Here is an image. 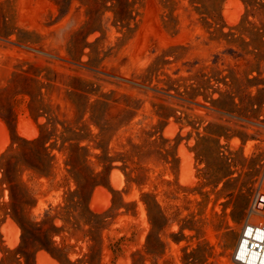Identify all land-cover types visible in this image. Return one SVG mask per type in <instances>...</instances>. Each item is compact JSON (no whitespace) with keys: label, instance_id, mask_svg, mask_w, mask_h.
Wrapping results in <instances>:
<instances>
[{"label":"rangeland","instance_id":"rangeland-1","mask_svg":"<svg viewBox=\"0 0 264 264\" xmlns=\"http://www.w3.org/2000/svg\"><path fill=\"white\" fill-rule=\"evenodd\" d=\"M137 8L83 29L80 0H0V264H239L264 193V7L252 36L244 0L222 28L191 0Z\"/></svg>","mask_w":264,"mask_h":264},{"label":"trees","instance_id":"trees-1","mask_svg":"<svg viewBox=\"0 0 264 264\" xmlns=\"http://www.w3.org/2000/svg\"><path fill=\"white\" fill-rule=\"evenodd\" d=\"M73 0H56L57 4L64 8L67 4L70 5ZM87 8V16L88 20L85 24L84 28H90L95 23L101 20V16L108 10L113 13V17L116 23H120L123 26H130L132 21H135L139 11L137 8V3L140 0H80ZM226 0H191V3L199 10L201 14H205L206 17H210L214 20L215 26H220L221 28L224 24H221L222 21V5ZM263 0H244L247 8V12L243 17L240 25L239 30L244 34L248 35H256L260 32V27L256 26L251 20H249V15L251 13H255L256 11L261 10L264 7ZM110 3V4H109ZM166 5V3H165ZM216 30H219V27H216ZM82 32V31H81ZM226 37L230 36L231 34H226L223 32ZM234 35V34H232ZM262 36L264 37V29ZM228 42H233L232 38H227ZM253 42V41H252ZM249 46L252 45L251 43L248 44ZM72 53V52H71ZM25 143H39L42 142L41 138L35 139L33 141L24 140ZM48 140L43 142V147L45 150L48 149L47 146ZM65 147L63 144L62 148ZM7 153H4L0 159L1 165H6ZM98 176L94 170L91 171L90 175L85 179V184L80 181V179L73 174L74 179L78 184V189L73 194H82L85 189L86 185H92V188H95L100 182L98 181ZM69 200V198H68Z\"/></svg>","mask_w":264,"mask_h":264},{"label":"built area","instance_id":"built-area-1","mask_svg":"<svg viewBox=\"0 0 264 264\" xmlns=\"http://www.w3.org/2000/svg\"><path fill=\"white\" fill-rule=\"evenodd\" d=\"M252 217L258 219L252 220ZM232 258L239 264H264V193L261 191L252 198Z\"/></svg>","mask_w":264,"mask_h":264},{"label":"bare ground","instance_id":"bare-ground-1","mask_svg":"<svg viewBox=\"0 0 264 264\" xmlns=\"http://www.w3.org/2000/svg\"><path fill=\"white\" fill-rule=\"evenodd\" d=\"M42 261H43L42 264H55V262L51 258L46 256V255L43 256V260Z\"/></svg>","mask_w":264,"mask_h":264}]
</instances>
